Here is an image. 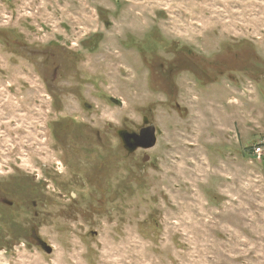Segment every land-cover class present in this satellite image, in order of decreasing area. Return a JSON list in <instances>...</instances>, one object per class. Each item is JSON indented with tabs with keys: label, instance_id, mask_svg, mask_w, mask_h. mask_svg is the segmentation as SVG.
Returning <instances> with one entry per match:
<instances>
[{
	"label": "rangeland",
	"instance_id": "1",
	"mask_svg": "<svg viewBox=\"0 0 264 264\" xmlns=\"http://www.w3.org/2000/svg\"><path fill=\"white\" fill-rule=\"evenodd\" d=\"M78 114L162 134L76 185ZM0 264H264V0H0Z\"/></svg>",
	"mask_w": 264,
	"mask_h": 264
},
{
	"label": "flooded vegetation",
	"instance_id": "2",
	"mask_svg": "<svg viewBox=\"0 0 264 264\" xmlns=\"http://www.w3.org/2000/svg\"><path fill=\"white\" fill-rule=\"evenodd\" d=\"M77 98L81 101L82 97H80L81 93L80 92H75L74 93ZM86 104V103H85ZM59 106L58 109L56 110L58 113H60L63 110V103L62 104H56ZM87 105V104H86ZM82 106V104H81ZM88 107V105H87ZM88 109V108H87ZM61 121H58L59 119L51 122L49 125L50 129V134L55 142V148L60 149L61 152L66 153L67 160L71 158H75V155L72 156V154H76V156H82V157H87L91 159V161L96 160L97 164H100L98 167L100 169V173H97L95 171L93 173V167H88V163L86 162H80L78 161L77 164L80 166H86L88 167V171L81 172L79 174L75 173L72 175V181L74 184L78 185L82 181L83 176H91V174H94L95 178H100L101 183L99 184L100 186L103 185L105 188H108L109 181L107 179L108 173L104 172V169L106 170V166H108V161L110 159H114V155H116V160L118 161L117 168L122 167L120 165V158L124 156L123 152L126 151L127 154L129 155H134L137 152H142V157L141 161L143 164L147 163L151 156L148 153L149 150L153 149L158 142V136L162 134V131L154 124V122L150 119L148 115H144L142 122L139 124H136L134 126L128 125L125 126L123 122H120L119 126L115 127L113 129V133L115 137L118 138V142L120 143L119 147H113L112 143L108 137V131L111 130V127L108 126L107 130L108 131H102L99 128H93L90 126L86 121L84 116L81 114L78 115H62L60 116ZM63 121H66V124H63ZM56 124H59V128L55 126ZM108 125V124H107ZM151 127H154V132L151 131ZM155 134L156 136V142L155 144L150 147V148H145L142 146L139 147H134L136 143V136H140L142 134ZM147 141H145L144 144H146ZM77 156V157H78ZM67 160L62 159L63 163L65 164L66 167H68L69 171L71 170L69 168V163ZM80 160V159H78ZM123 160V159H122ZM47 175L49 176V173L47 172ZM119 174L117 173L116 176ZM102 178V180H101ZM31 179L35 180L34 177H31ZM49 180L56 186V189H60L62 185L58 183L56 178L54 176H49ZM71 183V180H70ZM27 186H33L36 189L39 190H44L45 183L39 181L38 183L32 181L28 182L27 181ZM86 185L90 186L89 181H86ZM55 190V189H54ZM94 190H98L97 187H95ZM71 191V190H70ZM99 191V190H98ZM72 192V191H71ZM74 194H71V197L73 198ZM71 198V199H72ZM6 202L9 206H13L14 203L11 201H4ZM32 204L34 206L37 205L36 201H32ZM33 206V208H34ZM38 206V205H37ZM38 214V212H36ZM35 217H38L36 215ZM30 236L35 237V239H38L40 241L39 237L37 235L31 234ZM43 247V246H42ZM44 249V248H43ZM45 250V249H44ZM53 251V249H52Z\"/></svg>",
	"mask_w": 264,
	"mask_h": 264
},
{
	"label": "water",
	"instance_id": "3",
	"mask_svg": "<svg viewBox=\"0 0 264 264\" xmlns=\"http://www.w3.org/2000/svg\"><path fill=\"white\" fill-rule=\"evenodd\" d=\"M150 129L152 132H154V130H155L154 127H151ZM135 139H136V143L134 145L135 148L139 147V146H142L145 148H150L156 142V136L154 133L153 134L152 133L151 134H142L140 136H136ZM145 141H147L146 144H144ZM42 246L48 254L52 253V247L50 245H48L46 242H42Z\"/></svg>",
	"mask_w": 264,
	"mask_h": 264
},
{
	"label": "built area",
	"instance_id": "4",
	"mask_svg": "<svg viewBox=\"0 0 264 264\" xmlns=\"http://www.w3.org/2000/svg\"><path fill=\"white\" fill-rule=\"evenodd\" d=\"M261 150H262V148L261 147H258V148H256V152H261Z\"/></svg>",
	"mask_w": 264,
	"mask_h": 264
}]
</instances>
